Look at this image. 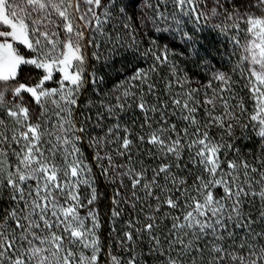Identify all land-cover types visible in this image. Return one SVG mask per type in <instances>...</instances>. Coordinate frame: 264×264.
Masks as SVG:
<instances>
[{
	"label": "snow or ice",
	"instance_id": "1",
	"mask_svg": "<svg viewBox=\"0 0 264 264\" xmlns=\"http://www.w3.org/2000/svg\"><path fill=\"white\" fill-rule=\"evenodd\" d=\"M0 264H264V0H0Z\"/></svg>",
	"mask_w": 264,
	"mask_h": 264
},
{
	"label": "trees",
	"instance_id": "2",
	"mask_svg": "<svg viewBox=\"0 0 264 264\" xmlns=\"http://www.w3.org/2000/svg\"><path fill=\"white\" fill-rule=\"evenodd\" d=\"M106 190H108V189H106ZM106 192L109 193L110 191H106ZM104 207H105L104 205H101L102 210L104 209Z\"/></svg>",
	"mask_w": 264,
	"mask_h": 264
},
{
	"label": "rangeland",
	"instance_id": "3",
	"mask_svg": "<svg viewBox=\"0 0 264 264\" xmlns=\"http://www.w3.org/2000/svg\"><path fill=\"white\" fill-rule=\"evenodd\" d=\"M105 191H110V192H111V189H108V190L105 189ZM110 192H109V193H110Z\"/></svg>",
	"mask_w": 264,
	"mask_h": 264
}]
</instances>
